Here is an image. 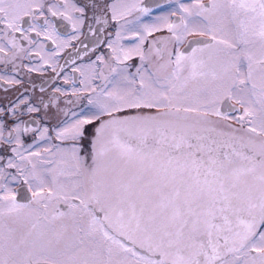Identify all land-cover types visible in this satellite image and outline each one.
<instances>
[{"label":"snow or ice","instance_id":"obj_1","mask_svg":"<svg viewBox=\"0 0 264 264\" xmlns=\"http://www.w3.org/2000/svg\"><path fill=\"white\" fill-rule=\"evenodd\" d=\"M0 65V264H264V0H0Z\"/></svg>","mask_w":264,"mask_h":264},{"label":"flooded vegetation","instance_id":"obj_2","mask_svg":"<svg viewBox=\"0 0 264 264\" xmlns=\"http://www.w3.org/2000/svg\"><path fill=\"white\" fill-rule=\"evenodd\" d=\"M145 2L146 3H154L155 0H145ZM161 2H163V0H161ZM157 11H159V10H157ZM0 68H3V65H0ZM0 96H3V92L2 91H0Z\"/></svg>","mask_w":264,"mask_h":264}]
</instances>
